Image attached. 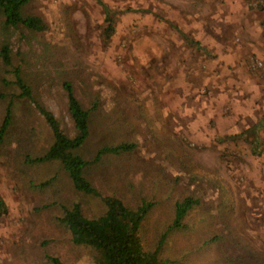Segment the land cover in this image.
<instances>
[{"label":"rangeland","instance_id":"obj_1","mask_svg":"<svg viewBox=\"0 0 264 264\" xmlns=\"http://www.w3.org/2000/svg\"><path fill=\"white\" fill-rule=\"evenodd\" d=\"M101 1L117 12L108 44L95 0H31L24 9L45 24L42 32L10 33L13 64L34 98L67 128L64 82L85 108L99 100L88 158L103 145H136L106 156L92 171L93 184L130 204L153 202L145 222L150 241L171 224L176 201L200 199L187 228L168 237L170 264H223L221 257L247 255V245L264 250V0ZM2 77L13 81L0 63V92L14 102L0 151V195L9 211L0 220V264H43L46 249L90 264L56 218L71 202L87 215L102 204L77 193L57 164H21V144L44 147L50 131ZM2 108L0 101V117ZM43 181L51 183L38 188ZM220 235L222 250L191 254V244Z\"/></svg>","mask_w":264,"mask_h":264},{"label":"trees","instance_id":"obj_2","mask_svg":"<svg viewBox=\"0 0 264 264\" xmlns=\"http://www.w3.org/2000/svg\"><path fill=\"white\" fill-rule=\"evenodd\" d=\"M31 0H0V63L5 73H11L13 81L2 80L7 87H15L17 99L27 100L34 104L37 113L42 117L50 131V144L35 147L31 143L21 144L18 151L20 162L24 166L57 164L66 175L73 189L82 195L99 199L102 210L97 214L87 215L79 202H71L60 207L57 223L64 229L72 249L87 252L90 264H170L172 261L164 256L168 237L172 232L184 231L187 228L186 218L200 206V199L188 196L174 203L171 224L153 241L147 238L145 222L154 207V203L139 200L130 204L128 200L117 195H102L93 184L92 171L106 156H119L133 151V143H120L115 146L103 145L90 158L84 154V147L91 135L94 114L99 110V100L94 99L90 107L85 108L77 99L72 83L66 81L62 89L66 97V113L71 127L55 118L32 93L31 86L22 76L21 68L14 66V54L10 44L11 31L24 28L31 32L45 30L44 22L33 15L24 14V9ZM103 13L104 28L102 38L108 44L115 32L117 12L101 0H95ZM131 11V9L127 10ZM264 27V24H263ZM185 39L189 40L186 36ZM12 88V87H11ZM9 92H0L3 108L0 117V151L6 144L14 122L13 98ZM262 123V120L259 122ZM258 123V124H259ZM253 126L258 131L260 126ZM252 128L250 131H252ZM245 134V133H244ZM29 141V139H26ZM256 147L251 152L259 154ZM257 151V152H256ZM51 182L43 181L38 188H45ZM8 206L0 195V220L7 217ZM223 235L213 238L205 237L199 243L191 244V254L195 250L214 253L221 249L225 242ZM45 244V243H44ZM238 242H232V245ZM199 245L195 248V246ZM247 255L239 253L221 257L223 264H264V250H255L247 245ZM41 251L40 261L43 264H78L72 259ZM223 255V253H222ZM236 260V261H234ZM192 262V256H191Z\"/></svg>","mask_w":264,"mask_h":264},{"label":"crops","instance_id":"obj_3","mask_svg":"<svg viewBox=\"0 0 264 264\" xmlns=\"http://www.w3.org/2000/svg\"><path fill=\"white\" fill-rule=\"evenodd\" d=\"M187 37V36H186ZM188 38V37H187ZM184 39H185V36H184ZM189 39V38H188ZM186 40V39H185ZM190 40V39H189ZM187 41V40H186ZM187 42H191V41H187Z\"/></svg>","mask_w":264,"mask_h":264}]
</instances>
